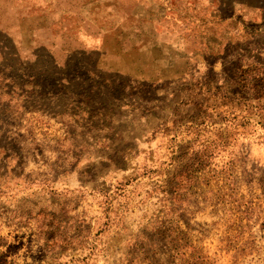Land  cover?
Returning a JSON list of instances; mask_svg holds the SVG:
<instances>
[{"label": "rangeland", "instance_id": "obj_1", "mask_svg": "<svg viewBox=\"0 0 264 264\" xmlns=\"http://www.w3.org/2000/svg\"><path fill=\"white\" fill-rule=\"evenodd\" d=\"M0 264H264V0H0Z\"/></svg>", "mask_w": 264, "mask_h": 264}]
</instances>
